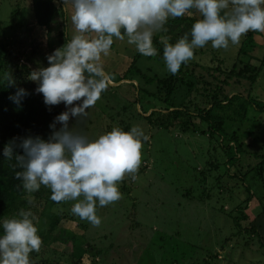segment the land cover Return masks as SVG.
<instances>
[{
  "label": "rangeland",
  "instance_id": "1",
  "mask_svg": "<svg viewBox=\"0 0 264 264\" xmlns=\"http://www.w3.org/2000/svg\"><path fill=\"white\" fill-rule=\"evenodd\" d=\"M192 16L200 17L195 10ZM0 20L9 27L4 30L3 38L11 42L10 63H7V71H2L3 78L11 73V79L17 82L15 70L20 64H28L32 72L47 67L48 56L63 47L59 43L58 30L50 42L47 30L36 23L32 0H0ZM57 20H61L60 15ZM179 27L186 32L189 30L187 23L167 25L166 34L156 35L168 36L169 42L174 43L176 34L183 36ZM71 32L70 39L75 34L72 28ZM257 41L264 45V32L257 35ZM114 43L117 53L110 51L102 58L105 72L112 76L108 89L95 106L87 110V117H72L69 123L93 139L116 126L124 130L133 125L142 127L149 140L144 143L137 179L132 181L126 177L119 186L121 199L97 207V215L101 218L99 227L74 215L71 212L74 202L50 203L45 198L51 199L49 188L42 187L46 191L43 198H35L30 193L28 196L34 198L35 203L25 210L30 209L38 217L40 236L47 235L50 222L57 214L63 215L53 234L44 241L38 258L44 256L52 264H93L97 261V264H203L206 260L208 264H264V185L253 172L247 173L258 158L247 157L242 151L238 159L232 161L231 156H235L236 151L228 147L231 141L226 132L223 135L225 141L218 133L211 135L208 123L199 118L193 119L187 130L181 124L170 128L153 124L148 117L154 109L151 106L155 105V110L159 111L166 105L154 101L143 90L139 97V85L152 88L143 84L140 75H133L134 80L114 78L117 73L122 75L127 70L137 53L135 46L129 45L126 39ZM239 45L230 43L227 49H214L209 43L196 49L192 61L212 66L221 62L222 66L231 67ZM114 60L119 64H113ZM136 65L145 75L165 77L170 74L163 57L142 55ZM194 67L198 74H205L209 80L202 67ZM33 82L39 85L38 81ZM245 84L234 85L232 90L248 95L259 108L250 106L243 122L240 119L225 120V131L231 133L240 127L238 139L244 143V148L264 153V66L250 92H244ZM203 88V85H195L193 101H197L198 92ZM187 93L185 87L177 89V107L183 100L187 104ZM66 110L62 103V112ZM236 110L240 108L233 105L225 112L229 114ZM61 126L59 124L58 129ZM209 162H214L217 167L207 171ZM218 175L222 178L216 183L214 178ZM247 186L250 193L246 191ZM204 191L207 197L201 198ZM248 196L251 197L246 209L248 217L243 218L241 225H236L234 221L239 212L235 206ZM253 226L257 228L255 234L242 231ZM70 234L77 235L73 242L69 240ZM90 245L101 251L102 258L88 249ZM72 249L77 252L87 250L80 262L67 260Z\"/></svg>",
  "mask_w": 264,
  "mask_h": 264
},
{
  "label": "clouds",
  "instance_id": "2",
  "mask_svg": "<svg viewBox=\"0 0 264 264\" xmlns=\"http://www.w3.org/2000/svg\"><path fill=\"white\" fill-rule=\"evenodd\" d=\"M63 4L65 11L71 5L75 34L48 56L47 67L34 70L29 79L39 82L36 91L47 106L64 103L67 110L50 125L48 139L25 137L6 145L3 155L7 161L15 159L11 167L21 169L15 178L27 193L49 188L53 201L74 202L71 212L99 227L97 207L121 199L119 186L126 177L137 179L149 140L138 125L129 130L116 126L94 139L70 126L72 117H87V110L108 89L112 76L105 72L102 58L110 54L114 39H126L141 55L154 57L158 54L154 36L168 31L170 18L195 10L200 18L190 33L174 43L168 36L160 37L166 69L175 75L195 59L196 49L209 43L214 49H227L230 43L239 45L249 31L264 32V0H63ZM4 79L14 83L11 73ZM24 95L26 91L18 89L12 99L19 103ZM57 124L62 126L57 129ZM27 202L35 203L31 196ZM38 225L30 209L3 220L0 264H34L30 254L40 252L43 243Z\"/></svg>",
  "mask_w": 264,
  "mask_h": 264
},
{
  "label": "trees",
  "instance_id": "3",
  "mask_svg": "<svg viewBox=\"0 0 264 264\" xmlns=\"http://www.w3.org/2000/svg\"><path fill=\"white\" fill-rule=\"evenodd\" d=\"M32 7L36 23L47 30V36L50 42H52L51 38L58 30V35L61 36L59 43L64 46L70 38L66 31V12L63 6L57 4L55 0H32ZM15 13L16 11H14V14ZM59 15L61 20H57ZM199 18L200 17H193L192 14L175 19L170 18L165 27L167 28V25L181 26L187 23L189 25V30L187 32L182 29V27H179V32L184 35L190 33L192 25ZM7 28L9 29V27ZM7 28L4 26L2 20H0V236L3 235V220L17 216L21 209H27L30 206L27 202V197H29L28 195L30 193H27L23 189L21 180L15 178V172L21 169H13L11 167V165L15 163L14 158L12 161H7L5 159L3 155L5 146L13 142L18 144L21 139L28 136H41L44 139H48L53 131L50 125L54 122L55 118L62 113V103L51 107L44 103L43 94L36 91L39 85L29 79L32 69L28 64L24 63L16 67L15 78L17 82L10 84L3 78L2 71H7V63H10L8 58L11 54V50L9 49L11 42L5 40L2 35ZM164 34H166V32H164ZM259 34L260 32L249 31L247 35L243 37L239 45L237 57L231 67L222 66L221 62L218 63V65L212 66L209 63L201 64L197 61H190L182 65L175 75L170 73L165 77H159L157 75L151 76L143 74L141 69L136 65L142 56L137 52L127 70L122 73V75L117 73L114 78L117 80H134L135 77H132L133 75H140L144 80L143 84L152 86L151 89H148L144 88L143 85H139V97L141 95L140 92L143 90L145 94L154 101L166 105L162 106L159 111L155 110V108H157L154 107L155 105H150L154 109L150 112L148 117L153 124H157L159 127L170 128L173 125L181 124L182 128L187 130L191 126L192 120L199 118L202 122L208 123L207 129L211 132V135L218 133L222 136L223 141H225L226 136L223 135L226 132L228 140L231 141L228 147H233L236 151V155L231 156V160H237L242 151L246 152L247 157L250 155L257 157V163L255 166L251 167L247 173L253 172L256 179L264 185L263 151L261 150L262 153H260L259 150H257L258 152H255V150L251 152L249 151V147L244 148V143L238 139L241 130L240 127H237L231 131V133L225 131V120L238 121L240 119L239 121L243 122L242 120L246 117L250 106H254L255 109L259 108V104L253 102L251 97L248 95L245 96L242 92L236 93L235 90H232L234 85L246 82L244 92H250L254 83L258 80L262 67L264 66V45L257 41V35ZM176 35V40L182 37L181 34ZM153 39L154 46L158 51L156 56L161 58L163 57V45L159 42L160 37L155 35ZM261 51H263V54H261ZM200 53L203 52L200 51ZM194 65L202 67L205 73L210 77L209 80H207L205 74H198V72L195 71ZM192 77H194V79ZM196 84L203 85L204 88L202 91L200 90L201 92H198V98L196 97L197 101H193L191 96H193V88ZM24 87H26V95L20 98L19 103H16L12 97H15L18 89H24ZM182 87L188 90L186 95L188 100L186 105V100H183L177 107L175 100L176 93L177 89H182ZM241 97H244V99L240 100ZM233 105L239 107L240 110L230 112L229 114L225 112L229 106L231 107ZM148 109L150 110L151 108L149 107ZM58 125L59 124L56 125L57 129ZM232 142L233 144H231ZM16 152L22 154V149L17 148ZM216 167L217 165L214 162H209L207 171H211ZM220 178H222V175L216 176L214 178L215 182H221ZM202 182H204V179ZM42 187L43 186L33 193L35 198H43L45 196L46 191ZM246 191L250 193L251 189L249 186L246 187ZM49 194H52L51 191ZM205 197H207V194L204 191L203 197L201 198ZM45 198L50 200V203L57 204L49 197L46 196ZM230 198H232V195H230ZM250 199L251 197L249 198L248 196L235 206L239 212L238 219L234 221L236 225H241L243 218L248 217L246 209ZM60 216H63L62 213L59 215L57 214L50 222L51 224L46 231L47 235L42 234V245L47 239V236L52 235L54 229L57 228L58 223L61 221ZM243 230L245 233L249 234L257 233V228L255 226L246 229L243 228L242 231ZM76 236V234H70L69 240L73 242ZM88 249L93 250L94 254L100 255L102 258L101 251L91 248V245ZM86 251L77 252L72 249L71 253H68L67 260L70 259V261H73V259H75L80 262ZM30 255L34 264H52V262L44 256L38 258L37 252H33ZM207 261L208 260L203 264H208ZM97 262L93 264H97ZM74 263L75 262H73V264Z\"/></svg>",
  "mask_w": 264,
  "mask_h": 264
},
{
  "label": "crops",
  "instance_id": "4",
  "mask_svg": "<svg viewBox=\"0 0 264 264\" xmlns=\"http://www.w3.org/2000/svg\"><path fill=\"white\" fill-rule=\"evenodd\" d=\"M55 2L57 3V4H61L62 6H63V8H64V4H63V0H55ZM70 8H71V5L69 4V11H65L66 12V16H67V18H66V31L68 32V30H69V32L67 33V35H69V33H72L71 32V28H72V30L74 31V27H72L71 26V18H70ZM69 17V18H68ZM68 20H69V23H68ZM74 33H75V31H74ZM73 34V33H72ZM69 37V36H68ZM70 38V37H69ZM115 41V40H114ZM115 45H116V43H113V45H112V48H111V51L112 52H116V51H114V48H115ZM117 53V52H116ZM123 56V55H122ZM125 56H127V55H125ZM123 58H124V56H123ZM125 59H127V58H125ZM125 61V60H124ZM115 63H118L117 61H113V64H115ZM119 64V63H118ZM125 64H127V61H125ZM128 66V65H127ZM126 69H127V67H126Z\"/></svg>",
  "mask_w": 264,
  "mask_h": 264
}]
</instances>
